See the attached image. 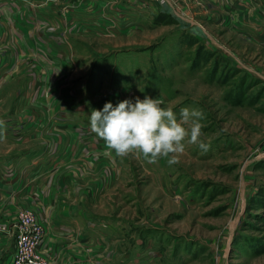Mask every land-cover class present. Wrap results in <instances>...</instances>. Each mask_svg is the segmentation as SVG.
I'll use <instances>...</instances> for the list:
<instances>
[{
    "label": "rangeland",
    "instance_id": "obj_1",
    "mask_svg": "<svg viewBox=\"0 0 264 264\" xmlns=\"http://www.w3.org/2000/svg\"><path fill=\"white\" fill-rule=\"evenodd\" d=\"M8 2L13 18L0 21V53L11 56L12 67L25 58L29 74L28 94L8 106L14 112L22 95L28 101L22 115L34 118L30 102L36 89L45 90L42 97L53 105L40 127L44 149L54 154L64 144L46 118L67 116L78 147L86 148L85 163L100 153L88 167L93 179L99 168L104 186L93 182L99 193L86 208L108 235L104 264H264L260 47L234 59L230 46L180 20L164 0ZM19 13L27 16L26 28H18ZM146 96L171 106L178 118L183 108L202 112L207 150L187 145L171 166L166 158L103 155L104 141L90 130L91 111Z\"/></svg>",
    "mask_w": 264,
    "mask_h": 264
},
{
    "label": "crops",
    "instance_id": "obj_2",
    "mask_svg": "<svg viewBox=\"0 0 264 264\" xmlns=\"http://www.w3.org/2000/svg\"><path fill=\"white\" fill-rule=\"evenodd\" d=\"M164 2L175 16L195 26L216 45L230 46L232 49H228L234 59L240 60V53L248 47H260L262 55L256 60L264 66V0ZM12 7L8 0L0 3L3 14L0 21L9 24L13 18ZM26 17L22 13L15 14L18 28L27 27ZM5 28L9 29L7 25ZM17 38L21 39L20 36ZM21 42L23 45L22 39ZM247 56L249 59L252 57L245 52V59ZM241 59L245 61L243 57ZM9 60L12 61L10 55L0 53V159L5 157L0 160V264H10L16 233L14 224L18 213L24 209L33 211L44 226L42 248L50 264H104L108 257L104 251L108 247V235H102L99 223L94 222L86 208L93 205V196L99 193L95 191L93 182L98 183V189L104 186L99 168L95 167L96 178L93 179L88 167H94L93 156L98 152L94 155L91 152L92 161L85 163L83 150L86 148L78 147L76 126L73 129L67 127L64 120L71 123L67 116L46 118L51 125H56L55 131L59 137L62 136L58 142L61 144L63 141L64 146L54 154L44 149L39 139L44 127H40L46 124L44 110H48L53 102H46L45 96L42 97L45 90L40 95L41 91L36 89L37 95L30 102L34 105V118L22 115L21 106L25 102L28 105V101L22 100V95L15 102L14 112L11 111L12 106L8 105L13 102L12 98L29 92V83L25 84L29 74L25 58H16L13 67ZM94 165L100 163L94 160ZM104 182L108 183L107 180Z\"/></svg>",
    "mask_w": 264,
    "mask_h": 264
},
{
    "label": "clouds",
    "instance_id": "obj_3",
    "mask_svg": "<svg viewBox=\"0 0 264 264\" xmlns=\"http://www.w3.org/2000/svg\"><path fill=\"white\" fill-rule=\"evenodd\" d=\"M159 98L125 99L114 106L111 102L103 110H92L90 130L104 141L107 151L118 157L133 155L156 163L166 158L175 165L187 145H198L207 150L201 141L202 112L183 108L179 118L171 106L163 107Z\"/></svg>",
    "mask_w": 264,
    "mask_h": 264
},
{
    "label": "built area",
    "instance_id": "obj_4",
    "mask_svg": "<svg viewBox=\"0 0 264 264\" xmlns=\"http://www.w3.org/2000/svg\"><path fill=\"white\" fill-rule=\"evenodd\" d=\"M15 227V245L10 264H50L43 253L44 226L36 214L24 209L18 213Z\"/></svg>",
    "mask_w": 264,
    "mask_h": 264
}]
</instances>
